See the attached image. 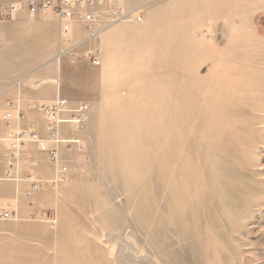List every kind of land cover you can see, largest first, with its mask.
<instances>
[{
  "label": "rangeland",
  "instance_id": "obj_1",
  "mask_svg": "<svg viewBox=\"0 0 264 264\" xmlns=\"http://www.w3.org/2000/svg\"><path fill=\"white\" fill-rule=\"evenodd\" d=\"M123 7L142 20L110 23L99 0L103 16L77 22L91 34L77 43L52 10L0 0L8 64L23 46L21 128L38 131L39 113L47 135L32 100L89 104L82 128L61 126L80 144L33 168L31 143L23 180L0 183V211L13 212L0 264H264V0ZM37 88L50 99L32 98ZM26 172L43 184L33 196Z\"/></svg>",
  "mask_w": 264,
  "mask_h": 264
},
{
  "label": "built area",
  "instance_id": "obj_2",
  "mask_svg": "<svg viewBox=\"0 0 264 264\" xmlns=\"http://www.w3.org/2000/svg\"><path fill=\"white\" fill-rule=\"evenodd\" d=\"M99 0H24L30 14L35 15L52 10L61 23L64 33H69L74 22H82L87 29H92L94 23L103 16V12L96 9ZM124 0H102L106 5V15L111 21L110 23L121 19L127 13L123 7ZM17 8L16 6H14ZM140 20V16L138 17ZM92 52H88L90 56ZM95 64H100L99 59H94ZM29 110H38L44 113L47 121V135L42 136L36 130L26 128H17V130H9L7 140L9 141L10 154L8 160V168L4 172H0V182L2 181H22V176L18 168V158L21 153L27 149L29 144H35L40 152L47 153L51 161L56 162L59 158L60 146L70 144H80V140L75 137L74 133L67 135L61 134L62 125H70L73 129L82 128L87 120L89 104L80 102L72 105L71 101L66 97L59 96L52 102H30ZM17 112H7L4 119L9 125L12 121L21 124L26 118V113L20 103H16ZM32 158V156H31ZM31 166L37 167L38 162L31 160ZM67 171V167L62 168ZM26 180L30 182V189L26 192L27 196H33L36 192L43 189V184L37 179L36 174L28 173ZM13 215L11 210L0 211V220L10 218Z\"/></svg>",
  "mask_w": 264,
  "mask_h": 264
},
{
  "label": "crops",
  "instance_id": "obj_3",
  "mask_svg": "<svg viewBox=\"0 0 264 264\" xmlns=\"http://www.w3.org/2000/svg\"><path fill=\"white\" fill-rule=\"evenodd\" d=\"M73 36L79 37L77 43L82 42L83 40H86L91 34H85L81 29L80 26L77 24V22L73 23ZM7 58L3 55V52L0 51V118H1V112L7 108H15L16 103H20L22 106V89L20 88L18 82L23 77L22 72V62H23V46L20 43L19 46L16 47L15 52V59L13 63L8 64ZM17 96V97H16ZM31 97L34 99H50V97H45L43 93L41 92L40 88L35 89V91L31 94ZM30 102H38L37 100H32ZM40 103V102H39ZM35 118H37L40 122L38 125V132L45 136V128L42 127V120L41 115L39 113L32 114ZM21 127V124L18 122L12 121L9 125L7 123H3L0 119V172L6 171L8 168V160H9V154H10V147L7 145V134L8 130L11 127ZM16 128V129H17ZM37 131V130H36ZM1 135H5L4 138H1ZM31 156L33 158H36V161L44 159L43 152H36L33 149L30 151ZM43 154V155H42ZM23 156V153H21L20 157L18 158V168L20 169V160ZM29 172H26L28 174ZM1 183V182H0ZM19 183H16L18 186ZM7 196H9L7 194Z\"/></svg>",
  "mask_w": 264,
  "mask_h": 264
},
{
  "label": "bare ground",
  "instance_id": "obj_4",
  "mask_svg": "<svg viewBox=\"0 0 264 264\" xmlns=\"http://www.w3.org/2000/svg\"><path fill=\"white\" fill-rule=\"evenodd\" d=\"M123 2H124V1H123ZM139 14H140V11H139V10H136L135 12H130V13H129L128 15H126L125 17H127V16H129V15H134V16H135V19H138V17H139L138 15H139ZM125 17H124V18H125ZM124 18H123V19H124ZM121 20H122V19H121ZM141 20H142V18H141L139 21H141ZM109 26H110V25H109ZM107 27H108V26H107ZM105 28H106V27H105ZM72 29H73V27H72ZM72 29H71V30H72ZM70 32H71V31H70ZM113 69H114V67L111 68V71H112ZM110 74L113 75L112 72H111Z\"/></svg>",
  "mask_w": 264,
  "mask_h": 264
}]
</instances>
